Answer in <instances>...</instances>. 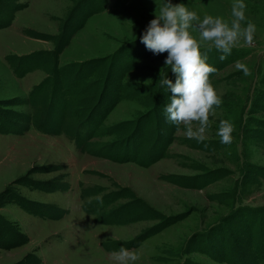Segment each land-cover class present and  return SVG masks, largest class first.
I'll return each instance as SVG.
<instances>
[{
  "label": "rangeland",
  "instance_id": "374dc122",
  "mask_svg": "<svg viewBox=\"0 0 264 264\" xmlns=\"http://www.w3.org/2000/svg\"><path fill=\"white\" fill-rule=\"evenodd\" d=\"M24 1L0 28L1 123L17 121V112L33 119L21 133L0 131V264H116L110 257L121 247L137 253L134 264H256L264 252V0H243L254 43L241 40L224 60L189 29L216 69L209 82L222 101L203 141L167 119L172 93L158 81L176 75L166 52L154 55L140 40L164 0ZM90 1L100 10L56 51L69 11ZM171 2L230 24L236 0ZM133 57L120 81L109 78L111 63ZM114 94L85 136L103 154L75 147L70 138L84 118ZM59 95L68 102L63 130L45 133L35 118ZM221 120L233 126L230 144L217 135ZM94 200L105 203L85 211ZM45 204L63 215L51 217Z\"/></svg>",
  "mask_w": 264,
  "mask_h": 264
},
{
  "label": "clouds",
  "instance_id": "9594fccd",
  "mask_svg": "<svg viewBox=\"0 0 264 264\" xmlns=\"http://www.w3.org/2000/svg\"><path fill=\"white\" fill-rule=\"evenodd\" d=\"M245 8L243 0H236L231 6L233 19L229 24L220 17L207 14L200 20L196 12L188 10L186 4L164 0L157 7L155 19L149 22L140 37L141 43L154 55L167 53L165 65L171 67L176 79L173 83L167 76L161 75L158 81L161 87L167 86L172 93L164 111L170 122L177 127L183 124L187 128L189 139L203 141L206 138L209 114L214 105L218 107L222 103L209 82V75L216 69L206 63L207 56L201 55L200 43L189 29L195 28L200 40L210 42L208 50L214 47L223 53L220 59L224 60L233 47L241 46V40L244 46H253L256 26L251 22L242 25ZM235 66L245 75L249 74V69L240 61ZM193 122H199L195 129ZM232 132V124L221 120L217 132L221 143L230 144ZM110 258L116 264H134L139 259L135 251L124 247L113 252Z\"/></svg>",
  "mask_w": 264,
  "mask_h": 264
},
{
  "label": "trees",
  "instance_id": "16d2710c",
  "mask_svg": "<svg viewBox=\"0 0 264 264\" xmlns=\"http://www.w3.org/2000/svg\"><path fill=\"white\" fill-rule=\"evenodd\" d=\"M105 1L106 0H104L102 2L101 7L103 6V3ZM25 5H26V1H24V0H0V28L10 25L13 18H14L15 11L19 10L20 8L24 7ZM101 7L100 6L99 7L94 6L92 1H90L89 4H87L85 6H79L78 7V2H76L74 4V6L72 7V9L69 11V14H68V16L70 15L69 18L67 17V19H65V23H64L65 27L62 31V34H60V36H59V39H58L56 46H55V50L60 52L64 48V46L69 42L71 35L73 34V31L75 29L79 28L84 23L85 19L88 16L92 15L97 10H100L99 8H101ZM78 8H80V9H78ZM84 9L86 12H84L81 16L78 17V14L81 11H83ZM68 27H69V29L67 30ZM129 56L132 57V54ZM133 59L134 60L130 61L129 64L121 65L122 67H117L115 62L111 63L110 64V70H109V78L111 77V78L116 79L115 82L120 81L121 77L123 75L122 71L124 69L131 68L132 65L135 64L136 58L133 57ZM27 71L23 70L21 73L24 75L25 72H27ZM107 80H108V78H107ZM110 80L112 81V79H110ZM106 83H108V81H106ZM104 95H105V93H103L102 96H104ZM115 95L116 94H114L113 97H110V100L107 103L105 102L106 104L104 105V107H103L104 109H102L101 113H98V112L95 113L96 111H94L95 110V107H94V109H92V111H90L88 116H86L84 118V120H83L84 122H82V123H87V125L84 128H82L81 130H77L75 132V135L71 136V138H70L75 142L76 146H79L78 144H81L82 147L84 145V148L87 146L89 151L92 154H101V153L103 154V151H100L97 148L96 149L90 148L92 146L93 142L91 140H88L86 137L89 134L88 132H89L90 128L92 129V125L93 126L95 125V123L100 119L102 113L106 114L108 112L107 109L112 107L115 104V102L118 100V96L115 97ZM48 104L49 105L47 106V108L45 110V113H44L45 115L43 116V118L42 119L35 118L34 122L37 125V127L45 133H58V132L63 130L64 117L66 116L67 111H68V102L65 99H63L61 97V95H59V100H57L54 104H52L49 101ZM16 115L18 117L17 121H7V122L5 121V122L1 123V120H0V131H5V132L6 131H13L16 133H21L24 129L29 127L28 121L33 120L32 117L27 118V115H24L23 113L17 112ZM20 123H24V124H20ZM88 125H89V127H87ZM162 150H163V148L158 149L159 153L157 156H160ZM141 163L146 164V163H150V162L147 161V162H141ZM104 203L105 202L100 204V202H98V200H94L92 202L85 201V202H83V209L85 211H88V212H95ZM45 206H46L45 213H48V215H50L51 217H60L63 215V211H61L60 208H53V207H51V205H48V204H45ZM52 208L54 210L51 211ZM101 219L105 220L107 218H101ZM6 231L4 232L5 236H7ZM0 241H3V240H0ZM258 245H260V244H258ZM108 247H110V246H108ZM257 248H259V246H257ZM258 256H259V259L256 260L257 261L256 264H263L262 258H264V252L262 251L261 254H259Z\"/></svg>",
  "mask_w": 264,
  "mask_h": 264
},
{
  "label": "water",
  "instance_id": "95a60500",
  "mask_svg": "<svg viewBox=\"0 0 264 264\" xmlns=\"http://www.w3.org/2000/svg\"><path fill=\"white\" fill-rule=\"evenodd\" d=\"M89 134L91 133V128H90V130H89V132H88Z\"/></svg>",
  "mask_w": 264,
  "mask_h": 264
}]
</instances>
